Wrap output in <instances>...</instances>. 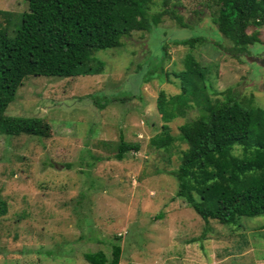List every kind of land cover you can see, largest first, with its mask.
I'll return each instance as SVG.
<instances>
[{
    "label": "rangeland",
    "instance_id": "obj_1",
    "mask_svg": "<svg viewBox=\"0 0 264 264\" xmlns=\"http://www.w3.org/2000/svg\"><path fill=\"white\" fill-rule=\"evenodd\" d=\"M163 1L151 0L148 12L175 5L176 14L195 22L181 27L162 15L151 30L97 51L102 73L29 75L16 90L5 114L27 117L44 134L0 133V264H90L84 254L98 250L109 261L115 243L119 264H264V214L206 222L177 195L174 172L187 147L180 126L199 107L169 122L168 149L151 143L162 130L157 96L180 92L175 72L186 54L205 69L213 101L233 94L246 107L264 108V67L225 48L214 23L220 0ZM27 9L25 0H0L12 18ZM247 32L259 40L243 58L264 62V22L250 23ZM190 37L201 40L193 48L179 43ZM120 136L139 149L118 160Z\"/></svg>",
    "mask_w": 264,
    "mask_h": 264
},
{
    "label": "trees",
    "instance_id": "obj_2",
    "mask_svg": "<svg viewBox=\"0 0 264 264\" xmlns=\"http://www.w3.org/2000/svg\"><path fill=\"white\" fill-rule=\"evenodd\" d=\"M25 1L28 9L19 18L0 10V133L7 135L44 134L27 117L5 114L27 76L100 74L105 62L95 56L97 51L120 46L121 39L133 31L151 30L162 15H172L181 27L195 22L176 14L175 5L150 14L151 0ZM168 1L164 0V5ZM13 19L20 21L15 24ZM263 22L264 0H220L214 19L229 42L225 48L234 57L264 67V62L257 58L242 56L259 40L247 32L248 25ZM11 25H15L12 35ZM200 40L190 37L179 43L193 48ZM183 64V69L175 72L180 92L168 96L159 91L156 108L162 130L151 139L155 147L168 149L174 139L169 133V122L183 117L194 104L199 107L200 113L180 126V138L187 147L174 172L177 195L206 222L212 218L229 224L237 214H264V108L246 107L233 94L226 100L213 101L209 93L214 91L205 69L191 53L185 55ZM235 147L241 148V156L233 153ZM138 149V143L127 142L120 136L116 158L121 160L127 152ZM193 189L200 192V200L195 199ZM5 205L1 200L0 215L6 212ZM121 254V245L115 243L109 261L102 250L87 252L84 258L90 264H119Z\"/></svg>",
    "mask_w": 264,
    "mask_h": 264
},
{
    "label": "water",
    "instance_id": "obj_3",
    "mask_svg": "<svg viewBox=\"0 0 264 264\" xmlns=\"http://www.w3.org/2000/svg\"><path fill=\"white\" fill-rule=\"evenodd\" d=\"M251 59V58H250Z\"/></svg>",
    "mask_w": 264,
    "mask_h": 264
}]
</instances>
